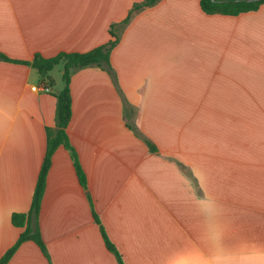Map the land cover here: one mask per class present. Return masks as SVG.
I'll use <instances>...</instances> for the list:
<instances>
[{
	"label": "crops",
	"instance_id": "obj_1",
	"mask_svg": "<svg viewBox=\"0 0 264 264\" xmlns=\"http://www.w3.org/2000/svg\"><path fill=\"white\" fill-rule=\"evenodd\" d=\"M142 1L0 0V52H87ZM110 64L115 77L71 76L67 133L87 188L60 146L38 217L50 260L26 241L7 264H119L101 227L124 264H264V4L223 15L160 0L123 27ZM55 68L47 93L35 68L0 60V258L56 123Z\"/></svg>",
	"mask_w": 264,
	"mask_h": 264
},
{
	"label": "trees",
	"instance_id": "obj_2",
	"mask_svg": "<svg viewBox=\"0 0 264 264\" xmlns=\"http://www.w3.org/2000/svg\"><path fill=\"white\" fill-rule=\"evenodd\" d=\"M160 0H143L138 3L135 2L128 16L118 24H112L110 28V34L112 38L105 44L100 45L87 52H60L52 57H44L40 54H35L31 61L15 60L0 52V60L23 63L35 68L41 76L42 82H45L49 86H54V80L51 76V71L59 64H63L62 80L64 82L63 88L55 92L54 95L57 98L56 108V123L54 127L46 128V152L39 173L38 181L34 190L30 209L27 213H13L11 217L12 224L23 228L17 241L12 247H10L4 255L0 258V264H7L17 249L26 241L35 242L43 254L50 260V256L42 238L38 217L41 208V201L44 195L46 179L49 168L51 166L52 157L55 151L63 146L71 152V156L74 161L77 176L80 184L87 188L86 174L80 164L78 155L72 147L69 136L67 133V126L72 117V96L70 89V81L72 74L82 68L97 66L106 69L115 77V72L110 64V55L113 48L120 40L121 31L123 27L129 23L133 15L145 7H150L157 4ZM264 4V0L247 1V0H200L201 9L206 14H223V15H239L244 12L255 11ZM137 135L141 134L134 125H130ZM145 141L151 148L155 149V146L145 138ZM94 211V210H93ZM96 220L99 222L96 213L94 212ZM101 232L105 245L109 251H111L117 258L119 264H124L121 254L109 239L105 229L101 227Z\"/></svg>",
	"mask_w": 264,
	"mask_h": 264
},
{
	"label": "rangeland",
	"instance_id": "obj_3",
	"mask_svg": "<svg viewBox=\"0 0 264 264\" xmlns=\"http://www.w3.org/2000/svg\"><path fill=\"white\" fill-rule=\"evenodd\" d=\"M54 77L56 78L58 86H61L63 83L62 80V75H63V64H59L56 66L54 72H53Z\"/></svg>",
	"mask_w": 264,
	"mask_h": 264
},
{
	"label": "built area",
	"instance_id": "obj_4",
	"mask_svg": "<svg viewBox=\"0 0 264 264\" xmlns=\"http://www.w3.org/2000/svg\"><path fill=\"white\" fill-rule=\"evenodd\" d=\"M34 90L43 91V92H47V93H50L52 91L51 86H49L45 82H42L39 85H37L36 87H34Z\"/></svg>",
	"mask_w": 264,
	"mask_h": 264
},
{
	"label": "water",
	"instance_id": "obj_5",
	"mask_svg": "<svg viewBox=\"0 0 264 264\" xmlns=\"http://www.w3.org/2000/svg\"><path fill=\"white\" fill-rule=\"evenodd\" d=\"M247 1H258V0H247Z\"/></svg>",
	"mask_w": 264,
	"mask_h": 264
}]
</instances>
